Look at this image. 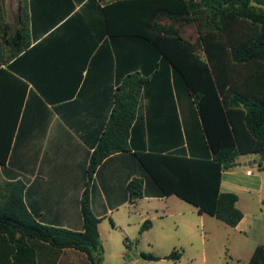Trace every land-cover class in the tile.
I'll list each match as a JSON object with an SVG mask.
<instances>
[{"label":"crops","instance_id":"obj_1","mask_svg":"<svg viewBox=\"0 0 264 264\" xmlns=\"http://www.w3.org/2000/svg\"><path fill=\"white\" fill-rule=\"evenodd\" d=\"M1 4L9 35L22 27L25 14L31 45L11 59V46L0 35V69L15 64L17 76L28 85L9 150L11 88L6 75L0 79V182L26 184L24 201L38 222L82 232L81 198L89 159L111 114L118 73L137 65L134 47L127 45L121 51L119 41L104 35L100 9L106 2L101 0H2ZM130 147L131 152L104 160L89 186L91 207L100 219L102 264L110 238L116 234L128 242L143 238L152 234L158 220L174 215L170 202L176 195L130 199L132 179L148 182L135 151L212 156L194 98L167 63L160 64L142 89ZM221 191L238 197L236 206L243 217L236 227L229 226V250L248 263L256 247L264 245V156L240 155L223 172ZM146 200L148 205L137 211ZM194 208L193 216L210 220V215ZM145 221L150 224L141 232ZM127 250L132 249L124 241L116 247L119 256ZM0 256V264H7L5 251L0 249Z\"/></svg>","mask_w":264,"mask_h":264},{"label":"trees","instance_id":"obj_2","mask_svg":"<svg viewBox=\"0 0 264 264\" xmlns=\"http://www.w3.org/2000/svg\"><path fill=\"white\" fill-rule=\"evenodd\" d=\"M101 1L106 2L100 9L104 35L119 41L121 51H126L127 45L134 47L137 65L118 73L111 114L89 159L88 182L81 198L84 230L38 222L24 201L26 184L2 181L0 249L6 253L7 264H102L100 219L91 207L90 182L108 157L131 152V129L142 89L161 63L173 68L193 96L212 156L135 151L148 182L132 179L128 184L130 199L176 195L230 227H236L243 217L236 206L237 195L223 193L221 183L223 172L233 167L240 155L264 156V0ZM1 2L0 35L11 46L10 58L14 59L28 50L31 35L24 13L22 27L9 35ZM164 19L181 26L200 22L196 44L179 29L163 24ZM4 75L11 88L8 103L13 108L7 128L10 150L28 85L17 76L15 64L0 69V79ZM149 224L145 221L141 232ZM124 244L131 249L128 239ZM140 257L161 259L150 253ZM180 257L181 253L173 251L164 259ZM246 264H264V245L256 247Z\"/></svg>","mask_w":264,"mask_h":264},{"label":"rangeland","instance_id":"obj_3","mask_svg":"<svg viewBox=\"0 0 264 264\" xmlns=\"http://www.w3.org/2000/svg\"><path fill=\"white\" fill-rule=\"evenodd\" d=\"M9 4L7 3L6 8L8 6V11L13 16ZM162 23L179 29L181 34L194 44L200 36L198 27L200 22L181 26L180 23L164 19ZM171 200L174 201L170 202L174 215L158 220L152 234L147 233L143 238L136 236V239L128 242L131 251H136L137 254L150 253L161 258L160 260L137 258L130 254V250L119 256L116 247L121 246L124 239L121 240V236L116 234L109 240L108 249L104 254V264H246L247 259L244 256L234 257L229 250V226L212 216H207L210 220L203 222L198 216L192 215L195 209L192 204L178 197ZM140 203L137 211H141L140 207L148 205L147 200ZM173 251L181 253L179 260L164 259Z\"/></svg>","mask_w":264,"mask_h":264},{"label":"water","instance_id":"obj_4","mask_svg":"<svg viewBox=\"0 0 264 264\" xmlns=\"http://www.w3.org/2000/svg\"><path fill=\"white\" fill-rule=\"evenodd\" d=\"M130 254H131V255H135L137 258L140 257V255H138V254L136 253V251H131ZM136 254H137V255H136Z\"/></svg>","mask_w":264,"mask_h":264},{"label":"built area","instance_id":"obj_5","mask_svg":"<svg viewBox=\"0 0 264 264\" xmlns=\"http://www.w3.org/2000/svg\"><path fill=\"white\" fill-rule=\"evenodd\" d=\"M248 174H251V171H250V172H248Z\"/></svg>","mask_w":264,"mask_h":264}]
</instances>
